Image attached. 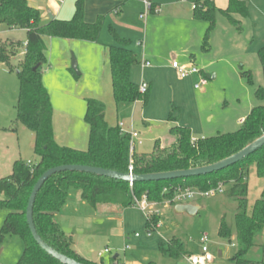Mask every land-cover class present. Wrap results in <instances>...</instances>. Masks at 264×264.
<instances>
[{"label":"rangeland","instance_id":"rangeland-1","mask_svg":"<svg viewBox=\"0 0 264 264\" xmlns=\"http://www.w3.org/2000/svg\"><path fill=\"white\" fill-rule=\"evenodd\" d=\"M33 2L41 6L43 15H55L60 6L53 0ZM74 2L75 0H66L63 5L64 11L66 8L70 9L69 18L75 9ZM151 2L156 3L155 10L148 11L144 18L139 19V14L145 12L143 0H83L85 18L95 20L100 15L103 19L98 43L44 36L47 61L52 56L54 62L62 58L64 53L67 64L64 69L67 81L60 78L64 73L61 69H53L44 77L46 90L49 92L51 84L56 88L66 87L79 96L81 101L85 97L96 98L94 96L98 94L101 97L98 99L105 104V120L110 126H115L117 122L128 126L132 122L138 132L134 145L136 152H150L156 140H159L162 147L169 146L173 142L169 128L174 125L188 129L190 137L195 140L236 131L240 127L238 121L244 119L254 106L262 104L256 99L255 92L263 83L257 51L264 45V0H248L247 17L233 15V18L239 21L240 30L220 12L215 13L213 26L209 28L208 21L193 17L192 3L189 1ZM214 5L216 9H224L227 0H214ZM115 6H119L120 11L109 12ZM97 7H100L101 13H96L99 9ZM110 27L119 37L130 41L129 48L139 62L141 54L144 53V58L151 63L148 68L142 69L138 63L130 69L132 82L139 84L143 79L150 83L147 101H136L131 105L121 104L117 110L112 100L108 52L104 49V45L115 43L108 30ZM0 31V41L7 39L23 43L25 40L23 30L11 31L1 25ZM206 32L208 46H205L203 40ZM140 39H144V52L137 45ZM22 55L23 48L20 47L10 60L11 67L0 62V178L11 173L15 160H38L33 152V134L23 125L14 123L19 90L16 70ZM72 58L77 63L79 75L74 72L76 76L69 70ZM172 61H177L180 65L193 61L206 78V85L195 89L193 84L197 79L192 76L181 78L171 67ZM244 72L250 73L251 83ZM208 75H213V78ZM52 98L50 96V100ZM51 105L54 106L52 100ZM80 112L83 120L84 107L81 106ZM169 114L177 120L175 123L168 120ZM58 119L59 115L56 116V120ZM82 123L86 127L84 120ZM138 140L141 141L140 144ZM247 183L250 212V206L259 197L258 190L262 185L253 166L249 169ZM183 203H196L199 210L193 215L177 213L174 209L177 203L165 208L164 202L147 210L150 211L149 215L155 214L152 210L159 213V226L152 231L148 239L144 214L141 210L134 211L137 221L127 227L128 249L125 252L135 248L136 244L132 239L134 240L136 233L139 240L147 239L150 245H153L154 241L159 244L175 237L185 250L189 249L193 251L192 254H197L200 248L199 239L202 234H207V245L213 257L212 264H235L238 242L234 221L236 203L233 198L223 192L203 198L196 197ZM6 213V210L0 209V227ZM221 218H224L231 231L230 240L220 238L217 234ZM261 234L260 237H263ZM89 238L90 236L79 239L75 237V242L79 241L76 243L77 249L84 244L85 247L93 249L96 262L99 263L102 258L104 263L109 264V258L116 253L115 249H111L105 239L97 237L95 242L90 244ZM259 239L257 246L251 249L252 252L245 255L246 259L255 261L264 257L260 245L264 239ZM105 248L110 252L103 253ZM154 248L155 245L150 249L148 247L146 252L154 254ZM22 250V242L17 236H6L0 244V264H15ZM99 253L100 255H97ZM117 253L123 258L124 251ZM158 258L161 264L176 262L167 256ZM177 264L187 263L180 257Z\"/></svg>","mask_w":264,"mask_h":264},{"label":"trees","instance_id":"trees-1","mask_svg":"<svg viewBox=\"0 0 264 264\" xmlns=\"http://www.w3.org/2000/svg\"><path fill=\"white\" fill-rule=\"evenodd\" d=\"M186 1L195 5L193 17L208 21L209 28L213 26L216 12L222 13L232 24H236L238 30L241 27L233 15L248 16V0H227L224 9H216L213 0ZM102 21L101 16L93 23L84 20L83 0H76L74 13L69 20L50 19L47 22L41 21L39 10L29 5L27 0H0V26L5 25L8 30L25 31L23 43L7 39L0 41V62L11 67V58L20 47L23 48L16 70L19 90L14 123L23 125L33 134V152L38 157L36 162L15 160L11 173L0 178V209L7 211L0 227V244L8 235L17 236L21 240L23 250L15 264H61L47 255L33 240L25 218L31 189L45 170L65 164L88 165L120 173H128L131 165L135 174L188 169L226 158L264 133L263 45L257 51L263 83L255 92L256 99L262 104L254 106L234 132L218 133L192 142L188 129L174 125L169 128L173 137L169 146L162 147L159 140H156L150 152H136L135 149L130 152L129 137L120 131L118 122L115 126L106 122L105 104L99 99L86 97L83 120L88 126L87 148L79 150L57 144L53 137V108L42 80L47 66V46L43 37L98 42ZM108 30L115 42L104 45L108 52L111 92L115 106L131 105L136 101L146 102L150 86L148 85L144 94H140L139 84L130 79L131 67L139 63L129 48L130 41L119 37L113 28ZM203 40L205 46H208L207 32ZM34 67L36 68L33 70ZM70 71L74 74L71 67ZM243 74L248 76L251 83L250 73ZM168 120L174 121L173 123L177 121L171 114ZM251 166L254 167L256 176L261 179L262 185L259 197L248 212L247 176ZM218 184H222L224 192L236 203L234 221L238 251L234 257L235 264H262L260 260L246 259L245 255L257 246V239L264 232V145L217 172L166 181H136L131 187L129 182L90 173L60 172L49 177L37 192L32 217L37 234L54 250L84 264H102L103 262H92L80 257L73 249L71 236L64 233L55 221V215L63 207L70 188L79 190L81 198L92 207L97 204L129 207L144 193L150 203L169 202V205H174L172 199L176 187L206 191ZM158 219L157 214L149 215L145 221L146 230H152ZM217 234L220 238L230 240L231 231L224 218L220 220ZM158 249L163 256L175 260L189 255L175 237L160 242ZM114 260L116 257L110 258L109 264Z\"/></svg>","mask_w":264,"mask_h":264},{"label":"crops","instance_id":"crops-1","mask_svg":"<svg viewBox=\"0 0 264 264\" xmlns=\"http://www.w3.org/2000/svg\"><path fill=\"white\" fill-rule=\"evenodd\" d=\"M33 1L34 0H27L29 5L37 8L41 14V9H42L41 6L37 5V3ZM53 1L57 2L55 0ZM124 1L125 0H123V2ZM151 3H153L154 6H156V3L154 2H151ZM59 4L60 6H58V8L56 9L55 15L41 14V21L47 22L50 19L69 20L72 17L71 16L69 18L68 16L70 9L66 8L65 11L63 10V5L66 4V0H63V2ZM97 8L99 9L96 10V13H101L102 10L100 9V7H97ZM112 11L119 12L120 11L119 6L112 7L109 12H112ZM96 19L92 20V19H88L84 17V20L88 23H93L96 21ZM139 19L141 18L139 17ZM13 30H17V29H13ZM140 40L144 41V39H140ZM88 43L96 44L98 42H88ZM142 51L144 52V48ZM141 56L142 57L139 62V64H141V68L142 69L148 68V67H142V61H148L149 63L150 61L144 58V53H142ZM190 62H193V61H190ZM150 66H151V63H150ZM56 68L61 69L63 72H64V69L67 68L66 58H65L64 53H63L62 58L57 59L54 62L52 61V56L50 57L49 61H47V66L45 68L43 79H42L43 85H46V82H44V77L47 74H49L51 70L53 69L55 70ZM192 77L197 79L196 75ZM60 78H63L62 80L64 81H67L65 72L62 73V75H60ZM142 80L143 79H141L140 82ZM145 82L148 83V85L150 86L149 82L147 81ZM48 93H49V96L53 97L51 100L54 103L53 118H52L53 124L52 125H53V137H54L55 142L59 145L66 144V146H69V147H73L79 150H85V148L87 147L86 142L88 144V126L86 125L85 127V125H83L82 123L83 120H81L80 108L81 106L82 107L85 106L84 99L86 97L83 99V101H81V98L79 96H76V94H74V92H72L69 88L59 87V86L56 88V86H52V84L49 88ZM94 97H96V99L101 98L98 94H96V96ZM112 100H113V97H112ZM71 107H74V109L72 110ZM118 108L119 106L116 107V110ZM58 115H59V119H58L59 122L57 123L58 120H56V116ZM242 121H243V118H241L238 121V123L241 124ZM192 140L196 141L195 139H192ZM260 191H261V186H259L258 196L260 194ZM164 203H165L164 205L165 208L167 206H170L168 202H164ZM158 204H162V203H151V206L158 205ZM190 204L197 206L199 210V206L196 203H190ZM136 210H139V208L134 205L129 206V207H124V206L116 205V204H97L95 207H92L84 199L81 198L79 190L70 188L63 207L55 215V221L57 222L59 228L64 233L71 236L75 252L85 260L96 262L93 258L94 257L93 249H89L85 247L84 244H81V246L78 247L77 249L76 243H78L79 241L76 240L78 242H75V237H78L79 239L80 237L90 236L89 238L90 244H93L97 237L100 239H105V242L110 245L111 249H115L116 253L112 257H116V261L119 264H147L148 262H154L155 264H161V260L158 258V256H160L161 258H163L164 256L159 252V249H158L159 244H156L155 241L153 242V245H155L154 249H156L158 252L156 250H155L156 253L154 254H150L146 252L148 247L150 249V247L153 246L152 243L150 245L148 243L149 240H147L148 238L151 237V235L147 236V239H144V240H139L138 239L139 236L134 235V240L132 239V242L136 244L135 248H133L130 251L125 252V250L128 249L127 227L133 224H136L137 220L134 217L135 216L134 211ZM151 212H154L155 214L159 216V213L157 211L152 210ZM145 221H146V218H145ZM145 229H146V223H145ZM258 238H260L259 241H261V238L264 239V233H263V237H258ZM167 240L162 241V242H166ZM263 243H264V240L260 242V245L262 248V255H264V244ZM120 250L124 251L123 258H120L119 254L117 253ZM185 251H187L188 254L193 253V251L189 249ZM249 252H252V251L250 250ZM97 255H100V253ZM100 259L101 261L99 262L104 263L103 259L102 258ZM247 259L253 260L250 258H247ZM258 260L262 261V264H264V257ZM104 264H107V263H104ZM175 264H177V260Z\"/></svg>","mask_w":264,"mask_h":264},{"label":"water","instance_id":"water-1","mask_svg":"<svg viewBox=\"0 0 264 264\" xmlns=\"http://www.w3.org/2000/svg\"><path fill=\"white\" fill-rule=\"evenodd\" d=\"M71 69L75 72V74L79 75L77 71V63L74 58L71 60ZM36 67L33 68V70ZM209 78H213V75H208ZM264 145V133H262L259 137L255 138L253 141L245 145L241 150L236 153L223 158L215 163H211L208 165H203L199 167H191L188 169H180L173 171H165V172H157V173H149V174H129V173H120L117 171H112L100 167H93L88 165H79V164H65L59 165L45 170L39 178L36 180L33 185L31 192L28 197V201L25 209V218L26 223L29 229V232L33 238V240L37 243V245L49 256L60 262L61 264H84L78 262L72 258H69L46 244L40 236L37 234L33 217V203L36 197L37 192L43 185V183L52 175H55L60 172L69 171V172H85L90 173L97 176L108 177L112 179L123 180L126 182H147V181H166L177 178H187L194 177L204 174H210L213 172L220 171L230 165L242 160L247 157L251 153L255 152L257 149L261 148ZM175 212L177 213H186L188 215H193L197 212L198 207L192 205L190 203H178L174 206Z\"/></svg>","mask_w":264,"mask_h":264},{"label":"built area","instance_id":"built-area-1","mask_svg":"<svg viewBox=\"0 0 264 264\" xmlns=\"http://www.w3.org/2000/svg\"><path fill=\"white\" fill-rule=\"evenodd\" d=\"M59 3H62L63 0H55ZM181 1H186V0H181ZM143 5H144V11L143 13L140 14V18H144L145 14L148 11H152L155 10V6L152 7V3L149 0H143ZM195 5L192 4V8H194ZM137 45L140 46L142 49L144 48V41L143 40H139L137 41ZM150 63L148 61H142V67H149ZM171 67L173 69H175L178 73V75L181 78H185V77H190V76H197V81L193 84V87L195 89H199L201 86L206 85L207 80L206 78L202 75V71L197 67L196 64H194L193 62H189L185 65H180L177 61H172L171 63ZM148 88V83H146L145 81H141L139 83V93L140 94H144L146 92ZM118 127L120 129V131L124 134H127L129 137V149L130 152H132L134 150V145H135V141L138 137V132L136 131V129H134L132 122L128 125L125 126V124L123 122H118ZM192 142H194L192 140ZM141 141L138 140V144H140ZM128 173L132 174V166L129 165L128 167ZM129 186H132V182H129ZM166 189H164L165 191ZM224 192V188L222 186V184H218L216 187L214 188H210L206 191H200L196 188H191V187H185V188H180V187H176L174 189V197L172 199L173 203H183L184 201H188L191 200L193 198L199 197V198H203V197H208L217 193H223ZM169 203V202H168ZM134 206L138 207L139 210L142 211V213L144 214L145 218L147 219L149 216V212H147L148 209L151 208V203L148 202L147 200V196L146 194H142L141 198L139 200H135L134 202ZM158 227V223L154 226V228H152V230H147V236H150L152 231H155V229ZM135 236H138L137 234H135ZM199 243H200V248L197 254H189V255H185L183 256V259L186 261L187 264H212L213 261V257L209 251V247L207 245L208 243V236L207 234H202V236L199 239ZM110 251L105 248L103 250V253H109ZM104 264V263H102ZM111 264H119L116 260L112 261Z\"/></svg>","mask_w":264,"mask_h":264}]
</instances>
